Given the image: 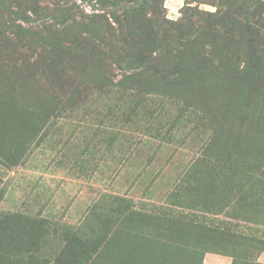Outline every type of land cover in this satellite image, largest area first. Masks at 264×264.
Here are the masks:
<instances>
[{"label":"rangeland","instance_id":"1","mask_svg":"<svg viewBox=\"0 0 264 264\" xmlns=\"http://www.w3.org/2000/svg\"><path fill=\"white\" fill-rule=\"evenodd\" d=\"M208 253H264V0H0V264Z\"/></svg>","mask_w":264,"mask_h":264},{"label":"crops","instance_id":"2","mask_svg":"<svg viewBox=\"0 0 264 264\" xmlns=\"http://www.w3.org/2000/svg\"><path fill=\"white\" fill-rule=\"evenodd\" d=\"M207 264H233V258L216 253H208L205 257ZM256 264H264V253L257 256Z\"/></svg>","mask_w":264,"mask_h":264}]
</instances>
